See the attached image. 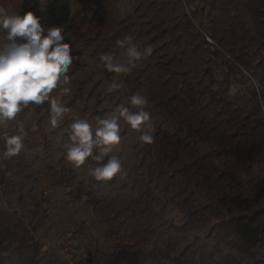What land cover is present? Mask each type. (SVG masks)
I'll list each match as a JSON object with an SVG mask.
<instances>
[{
  "label": "trees",
  "instance_id": "16d2710c",
  "mask_svg": "<svg viewBox=\"0 0 264 264\" xmlns=\"http://www.w3.org/2000/svg\"><path fill=\"white\" fill-rule=\"evenodd\" d=\"M108 5L109 0H93L88 15L80 9L70 12L45 5L38 9L34 0H0L8 14L31 12L45 30L63 29V42L71 45L74 57L68 76L83 64L87 52L102 67L101 54L111 53L116 61L125 49L117 47L116 41L128 35L141 52L148 46L152 49L150 56L123 75V81L130 95L147 98L144 110L147 106L155 110L161 120L154 124L152 144L141 148L135 142L129 150L134 156L145 150L158 174L170 172V177L166 182L161 175L143 180L135 204L106 205L108 212L98 207L97 217L114 242L102 263L141 264L143 248H148L162 264H264L257 252L264 248V118L259 104L261 100L264 108V0H185L184 4L127 0L122 15ZM218 9L224 13L218 18L222 24L216 20ZM5 36L0 30V47L8 42ZM227 43V52L258 82L259 90L238 96L217 94L213 47L223 49ZM85 86L82 79L72 84L69 105L84 99ZM32 105L8 123L30 135L41 134L45 118L33 112ZM5 134L11 136L0 129L3 200L12 191L11 183L4 180L27 166L20 155L3 158ZM176 173L181 174L176 204L185 208L199 229L206 228L202 236L182 242L171 233L176 226L153 209L159 194L169 192V179ZM49 174L55 186L71 185L64 167ZM8 228L9 220L0 211V243ZM11 236L13 254L1 253L0 263L33 264L38 251L33 237Z\"/></svg>",
  "mask_w": 264,
  "mask_h": 264
},
{
  "label": "rangeland",
  "instance_id": "374dc122",
  "mask_svg": "<svg viewBox=\"0 0 264 264\" xmlns=\"http://www.w3.org/2000/svg\"><path fill=\"white\" fill-rule=\"evenodd\" d=\"M38 9L40 7H52L62 11H74L80 9L88 15L93 12V0H34ZM175 1V0H173ZM184 4L185 0H181ZM110 8H115L120 15L128 8L127 0H109ZM223 11H216L218 23ZM222 24V23H220ZM211 42L210 38H206ZM215 46V44H212ZM227 46L223 49L213 47L217 51V57L213 58L212 68L217 83L214 86L218 95L238 96L259 90L258 82L250 76V73L234 62L227 52ZM237 52V51H235ZM127 60L126 48L117 56L116 62L125 63ZM83 64L69 76L65 83L61 79L58 88L50 94L63 106L71 109L66 113L58 127L50 124V104L45 101L41 105H32L31 110L43 115L44 126L41 134L30 135L25 131L23 137L24 148L20 153L26 163L23 172L4 181L11 183V194L7 200L0 198V211L9 220V228L6 237L0 243V254H13V235L23 233L31 236L38 251L33 264H103V259L114 247L113 239L108 237L106 227L97 217L96 210L106 205L127 203L135 204L141 182L148 178L163 176L166 182L168 174H158V169L147 152L141 149L135 156L130 154L131 145L135 142L139 147L146 144L140 142L141 133L128 129L123 121L121 125V143L113 148V151L101 160L92 158L86 161L80 168H73L65 159V145L69 144L68 135L70 125L75 119H86L93 126V132L97 126V117L107 118L105 114L111 112L117 105L128 106V98L131 96L127 85L123 81L124 74L108 72L104 67L95 62L89 53L83 56ZM82 79L85 86L84 99L73 106L68 104L69 94L63 92V88L70 89L72 84ZM117 83L119 89L112 93L107 91L108 86ZM261 114L264 118V108L259 100ZM133 111V109H130ZM146 111L150 113L154 132V124L161 120L160 114L148 106ZM164 127V125H162ZM0 129L10 135H19L15 126L8 122L0 125ZM100 155L97 149L93 156ZM111 156H117L122 161V173L113 181L98 182L88 175L89 169L98 167L100 162L107 161ZM216 164L219 159H216ZM64 167L68 171L71 185L57 187L49 179L51 169L60 170ZM123 177V178H121ZM181 174L176 173L169 179V192L159 194V203L153 209L168 223L176 226L171 233L178 242L191 240L193 236H202L206 228L198 227V224L188 216L185 208L176 204L175 191L179 188ZM1 182V179H0ZM4 183V182H3ZM35 229L33 231L32 229ZM203 230V231H202ZM11 236V237H10ZM141 264H162L159 256H153L148 248H143ZM264 258V248L257 250ZM238 257V255H237ZM2 264V263H0Z\"/></svg>",
  "mask_w": 264,
  "mask_h": 264
},
{
  "label": "clouds",
  "instance_id": "9594fccd",
  "mask_svg": "<svg viewBox=\"0 0 264 264\" xmlns=\"http://www.w3.org/2000/svg\"><path fill=\"white\" fill-rule=\"evenodd\" d=\"M0 30L6 32L8 41L0 47V125H4L16 118L29 104L41 105L45 101L50 104V124L58 127L66 113L71 109L63 106L56 98L51 97L54 89L63 79L69 81L66 73L73 63L71 45L64 43L63 29L52 27L45 30L31 12L8 14L0 7ZM116 45L126 48L125 63L115 61L111 53L101 54L99 59L103 67L110 73L128 74L137 63L151 55L150 46L141 52L134 43L131 35L118 39ZM119 89L117 83L108 86L112 93ZM67 94L70 89L65 87ZM148 101L140 93H134L128 98V106L117 105L111 112L105 114L107 118L97 117V126H93L86 119H75L70 125L69 144L65 145V159L73 168H80L91 157L101 160L121 143V125L123 121L129 130L141 133L140 142L153 143L150 113L145 109ZM130 109H137L132 111ZM19 135L5 134L4 159L20 155L24 148L23 137L25 131L19 129ZM98 149L100 155L93 156V150ZM121 161L117 156H111L102 167L89 169L88 175L98 182L112 181L122 173ZM123 178V177H121Z\"/></svg>",
  "mask_w": 264,
  "mask_h": 264
}]
</instances>
